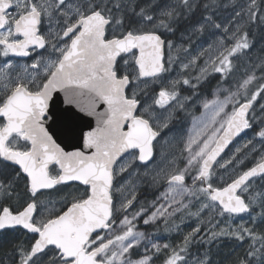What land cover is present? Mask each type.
Instances as JSON below:
<instances>
[{
	"label": "snow or ice",
	"instance_id": "6c2138e0",
	"mask_svg": "<svg viewBox=\"0 0 264 264\" xmlns=\"http://www.w3.org/2000/svg\"><path fill=\"white\" fill-rule=\"evenodd\" d=\"M230 3L235 7L236 0ZM153 4L140 6L137 0H0V173L10 171L14 179H24L33 198L22 209L0 203V230L20 227L33 234L28 248L16 249L18 264H151L152 257L147 254L133 259L144 241L146 253L149 243L156 252L161 247L170 250L164 264H189L188 245L200 231L199 226L175 248L152 243L145 232L135 230L134 221L144 216L146 209L134 212L131 218L126 214L135 195L125 198L118 207L114 203V192L123 193L131 180L120 187L114 181L126 172L129 177L136 175L137 161L145 167L144 175H149L147 169L154 162L156 145L170 143L167 134L177 131L171 127L172 122L191 99L181 95V86L195 91L209 66L225 77L231 73L230 58L245 55L253 47L248 29L258 23L264 25V13L257 0L241 5L234 15L241 20L247 16V20L235 25L230 37L234 43L225 46L221 41L222 50L205 62L193 83L182 73L195 65L198 57L181 63V73L169 78L166 74L177 59L171 55L174 44L162 39L157 30L175 32V25L191 17L198 7L206 14L191 26L190 33L221 29L214 19L220 0L156 4L159 11L155 13L150 11ZM223 31L227 33L228 27ZM182 38L190 41L191 35L182 34ZM175 47L177 52L188 50L183 45ZM27 58H31L30 63L22 62ZM257 67L264 72V58ZM257 79L264 76L258 78L253 72L237 91L225 89L228 94L223 100L217 96L203 103L212 115L188 134L181 153H187L185 167L165 174L168 190L163 198L169 203L147 215L144 225L161 218L167 224L181 207L188 208L182 199H176L185 195H202L211 202L202 208L215 209L218 204L220 215L246 213L253 223L257 218L264 221V192L249 193L248 202L237 194L238 190L249 192L252 178L264 180V155L224 187H213L209 182L220 153L257 121L260 127L256 136L264 143V104L260 105L259 116L253 107L258 96L264 99V84L248 93L249 85ZM85 116L95 119V127ZM54 135L75 141L76 150L66 151ZM251 143L249 140L244 146ZM192 170L195 175L190 188L185 177ZM163 171L151 176L153 184ZM73 181L84 188L72 197L66 210L37 218V193ZM197 182L201 185L198 188ZM12 186L11 182H0V198H11ZM117 213H125L119 223ZM223 235L252 241L247 258L240 264H264V235L241 224L232 231L212 232L207 242ZM195 264H209L208 256Z\"/></svg>",
	"mask_w": 264,
	"mask_h": 264
},
{
	"label": "rangeland",
	"instance_id": "374dc122",
	"mask_svg": "<svg viewBox=\"0 0 264 264\" xmlns=\"http://www.w3.org/2000/svg\"><path fill=\"white\" fill-rule=\"evenodd\" d=\"M147 1H143L144 4H142L141 6H144L146 4H153V0H147ZM175 3H177V0H156V3L153 4V6H155L154 13L159 11V9L156 7V4L163 6L164 4H175ZM225 4H228L229 6L225 7L224 6ZM246 4H247V0H236V5L235 7H233L230 3V0H220V6L217 9H215L216 15L214 19L216 20L217 23H220L222 25L221 29L211 28V29H206L203 34H193L190 33L189 31L191 28L190 26L185 30H181V34L180 33L178 34V39H181L179 42L178 41L176 42L173 38H170L169 40H171L174 44L171 55L173 57H177V59L176 62L173 64L172 71L170 73H167L166 75L171 79L177 78L178 73H181L180 64L188 63L193 57H198V59H196L195 65H191L188 69L184 70L182 73L183 77L191 79L192 82L195 81L193 78L200 75V69L205 67V62L208 61L210 58L214 59L215 56L218 55V51L222 50V48L220 47L221 41H223V44L225 46H231L234 43V41L231 40L230 37L235 28V25L237 23H243L244 21L247 20V16H245L243 20H241L240 18L235 17L234 13L235 11L239 10V7L241 5H246ZM205 14L206 13H204V15ZM197 20L198 19L194 21L196 22ZM186 22L187 21L185 19H181L180 22L181 29L185 27ZM224 26L228 27L227 33L223 31ZM171 33L172 32H167V35L170 36ZM260 33H261L259 37L260 39L257 41H253V47L249 50H246L245 55H240L238 58L237 57L230 58L233 61V70L226 77L220 73L213 72L211 70V67L209 66L207 76L216 75L218 84L222 83V86L219 85L215 89V91L211 93L210 97H212V100L215 99L217 96L219 97V99L223 100L228 93L224 91L225 89L235 92L237 91L238 85L242 83V81L247 77V75H250L253 72H255V75H257L256 70L259 68L257 67V65L260 63V59L264 58V29ZM182 34L185 37L191 35V40L189 41L188 39L182 38ZM250 40L252 39L250 38ZM180 45H183L188 50L186 52L185 51L177 52L175 46H180ZM200 53H203V55H201ZM255 81L248 87L249 95H251L252 92L256 91L254 88L252 89V86L255 83ZM151 87H155V86H150V88ZM158 90L159 89L157 88V91ZM242 95H243V90H241V96ZM262 95H264V93H262ZM261 104H264V99L261 98L258 99L257 97V101L254 102L253 105L257 116L261 114L260 112ZM211 115L212 112L210 109L205 111V113L203 112L201 116H199L193 121V125L191 128H193L194 126L195 127L201 126V123L209 120ZM259 127L260 125L259 122L257 121L256 123L253 124V128L249 129L247 135L233 147L232 153L228 158L229 160L227 159L228 161H232V167L225 169L227 161H224L223 163H221L225 165L224 167H221L220 164L216 168L215 174H217V179L215 181H218L217 183H222V182L226 183L228 182V180H230L231 177L233 178L237 177L236 174L241 173L242 171L244 172V169L247 168L248 166H250V168L255 166V164L260 160L261 156L264 155V143H262L260 138L256 136V132L259 131ZM177 138L178 137L176 136H171L168 138V140L170 141V143H172ZM181 138H183V133H181ZM249 140H251L252 143L248 144V146L245 147L244 145ZM164 145H168V144H164ZM253 148H255V150H253ZM237 149H239V151H237ZM246 165L247 167H245ZM250 185L251 187L249 188L248 193L241 192V196H243L244 194L243 198L247 202H248L249 193H252L254 190L255 192H264V180L258 178L253 182H251ZM188 187L192 188L193 185H190ZM195 187L198 188L197 186ZM81 193L82 192L75 190L74 193H72V196L80 195ZM71 199L72 197L66 198V196H61L58 198L56 205L51 207H46L43 201L41 208L42 218L46 217L50 213L54 214L58 212L63 206L67 205L71 201ZM181 199L183 201V204L188 205L187 209L181 207V217L186 216L194 223V226L192 227L191 230L185 231L186 234L184 235V237L187 236L189 233H191L193 229L196 228L197 226H199L200 228V231L196 233L194 237H192V242L188 245V249L193 244L204 245V247H206L207 245L215 244L214 245L215 247L216 246L222 247V244H225L224 240L228 238L232 237L233 239L237 240L234 236L223 235V236H218L215 239H212L211 242H207L212 232L219 233L221 229L232 231L241 224H243L245 227L251 228L257 235H264V233L259 231V228L255 227L256 223L260 220L259 218H257L255 223H253L249 215L248 217H242V218L233 217L234 219H232L231 217H226L225 214L220 215V210L218 206L215 209L202 208L203 204L211 203L210 201H207L202 195L200 196V198H197L195 196L185 195ZM258 211H259L258 208L255 209L253 215H255V213ZM184 237L181 238V245L184 242ZM238 242L240 243L243 242V244L247 247V250L249 248V245L252 243V241L247 237L242 241L238 240ZM258 246L259 245L257 244V247ZM210 247L213 248L212 246ZM246 254L247 252L245 253V256ZM10 255L13 257V255L16 254L11 253ZM182 255L184 254L182 253ZM186 259L188 260L189 264L193 261V258H190L188 254L186 256ZM9 262L10 260H7V262L2 261L3 264H9Z\"/></svg>",
	"mask_w": 264,
	"mask_h": 264
},
{
	"label": "flooded vegetation",
	"instance_id": "af4514ba",
	"mask_svg": "<svg viewBox=\"0 0 264 264\" xmlns=\"http://www.w3.org/2000/svg\"><path fill=\"white\" fill-rule=\"evenodd\" d=\"M180 40L181 39H177L175 41L179 42ZM168 56V49L166 48L165 60H167ZM22 62L30 63L31 58H27ZM215 77V75H208L206 78L201 79V82L195 89V91L189 89L188 86H181V95L191 97V99L186 102L185 109L179 111L176 114V118L172 122L171 127H173L177 131L167 134V139L171 136H176L178 138L172 143H169L168 145H164V143L156 145L155 155L153 158L154 162H150L147 169L149 175H144L146 169L137 161L134 165V167L137 169L136 175L129 177L128 173L126 172L120 176H117L114 181L115 186L120 187L121 185H125L126 181L131 180L130 184L125 185L123 193L114 192V203L118 207L120 203L125 202V198L130 199L133 194L135 195V200L133 201L132 206L128 209V212L126 214L131 218V215L134 212L139 211L141 208L146 209L145 215L134 221V223L136 224L135 230L145 232V234L151 239L152 243H156L161 246H163L164 244H168L172 248H175L177 245H181V238H183L186 234L185 229L183 228V226H181V209L180 211L176 212L172 217H169L167 224H165L164 220L161 218L151 225H144L143 219L146 218L147 215H150L152 212H154L156 208L159 207L161 204L167 206V204L169 203V201H166L163 198V193L168 190V183L165 178V174L172 172L174 168L182 169L185 167L186 160L184 159V156H186L187 153H183V155H181L183 143L187 139L188 134L194 129V127L191 128L193 125V121L199 116H201L203 112L205 113V111L208 110L203 107V103L205 101H211V93L214 92L219 85L222 86V83L218 84L217 77ZM193 83H195V81H193ZM230 109L231 106H229L227 110ZM181 133H183V138H181ZM247 133L248 132H246L240 139H238L235 145L240 140H242L247 135ZM162 135L164 134L162 133ZM235 145L233 144V146H231L213 166L212 177L209 182L213 185H217L214 187H224L235 178L231 177L230 180H228V182L226 183H217L218 181H215L217 179V174H215L216 168L224 161L229 160L228 158L230 157L233 147ZM170 161H174V164L170 163ZM229 167H232V161L231 163L226 164L225 169ZM245 167H247V165ZM249 168L250 166L245 168L244 171ZM161 169H163L164 171L161 172L158 182L153 184L151 176L155 175L157 172H160ZM129 171H132V169H129ZM241 173H243V171ZM241 173H238L236 175L238 176ZM194 175L195 170H192L191 174L185 177V184L187 186L192 185V176ZM0 182L4 184H8L11 182L13 185V194L11 198H0V203L10 205L14 209H22L23 206H26L27 202H30V199H33L31 197V194L27 191L25 187L26 181L24 179H14V174L10 171L0 173ZM195 186L200 187V182H197ZM83 188L84 186L78 183L67 182L65 184L57 185L52 189H42L39 193H37V196L34 198L36 199L38 205L37 218H42L41 208L43 201L46 207L55 206L59 197H73L72 193H74L75 190L82 192ZM176 199L181 200V197L177 196ZM67 205L63 206L59 211L66 210ZM178 206L179 205H173V207ZM169 211H171V209H169ZM124 215L125 213L116 214L117 223H119L120 219H123ZM225 215L226 217H229L228 214ZM231 218L234 219L233 216ZM12 234L17 235L15 241L18 244V247L23 246L24 248H28L33 242V234L28 233L27 230L17 227L16 229H7L0 231V237L4 240L5 247H8L9 239ZM144 243H147V241L142 242V244L135 250V252L133 253V259H138L141 256L147 254L152 257L151 264H164L167 256L170 254V250L163 249V247H161V251L156 252L155 249L151 248V244L149 243V250L146 253L145 248L143 246ZM137 252L139 253V255H136ZM15 254L16 255H13V257L8 254L3 259L0 258V264H3L2 261L7 262V260H10L9 264H14V262L15 264H17L19 259L17 251ZM44 259L45 261H47L48 257L45 256Z\"/></svg>",
	"mask_w": 264,
	"mask_h": 264
},
{
	"label": "trees",
	"instance_id": "16d2710c",
	"mask_svg": "<svg viewBox=\"0 0 264 264\" xmlns=\"http://www.w3.org/2000/svg\"><path fill=\"white\" fill-rule=\"evenodd\" d=\"M143 1L147 0H138L137 3L141 6L144 4ZM148 2V1H147ZM203 0H197L198 4H201ZM258 5L260 6V12L264 13V0H257ZM155 6H152L150 11L154 12ZM137 11H139V7H137ZM204 10L202 7H198L194 14L189 17L188 19H185L187 22L185 23V27L181 29L180 22L181 20L175 25L176 31L172 32L171 35H167V32L164 30H157V33H159L163 39L168 41L170 38H173L174 40L178 39V34H181V30H185L192 26L194 24V20L200 19L201 16L204 15ZM184 19V18H182ZM135 22V21H134ZM187 26V27H186ZM264 29V25H260L259 23L255 26H252L250 29H248L249 32V39L251 38L252 41H257L260 38V32ZM176 33V34H175ZM256 76L259 78L261 76H264V72L261 71L260 68L256 70ZM216 76V75H215ZM261 84H264V79H257L255 83L252 86V89L254 88L257 90ZM261 98L258 96V99ZM181 217V226L185 229V231H189L194 226V223L192 220H190L188 217ZM245 217H248V214L245 215ZM255 227L259 228V231L264 233V221L259 220ZM16 234H12L9 239V245L8 247H5L4 240L0 237V258L6 257L8 254L16 253V249L18 248V244L16 243ZM225 244H222V247L214 246L215 244L207 245L204 247V245L200 244H193L188 249V256L190 258H193V261L190 264H195L196 261L202 260L205 257V254L209 258V264H239L241 260H245L246 256L245 253L248 251L247 247L243 244V242H238V240L231 238H228L224 240ZM4 246V247H3ZM212 246L213 248H211Z\"/></svg>",
	"mask_w": 264,
	"mask_h": 264
},
{
	"label": "water",
	"instance_id": "95a60500",
	"mask_svg": "<svg viewBox=\"0 0 264 264\" xmlns=\"http://www.w3.org/2000/svg\"><path fill=\"white\" fill-rule=\"evenodd\" d=\"M158 34V33H157ZM163 39V38H162ZM63 100V94H60V101H62ZM59 107L60 108H63L64 107V105L62 104V103H59ZM100 110H102V108L100 109ZM80 115H84L83 113L81 114L80 113ZM85 120L86 121H88V122H90L91 123V125H92V127H95V123H96V121H95V119L93 118V117H87V116H85ZM85 130H87V129H85ZM247 130H245V132H246ZM244 132V133H245ZM244 133H242V134H240L239 136H237V137H235V138H233L232 139V141L224 148V150L220 153V155L217 157V160H216V162H214L213 163V165H212V168H213V166L217 163V161L221 158V156L227 151V149L239 138V137H241ZM54 138L55 139H57V142L58 143H60L61 144V147H64L65 148V150L66 151H73V150H76V148L74 147V144H75V141H72V140H69L66 136H59V137H57L56 135H54ZM259 177V176H258ZM255 178H257V177H255ZM255 178H252L249 182H251L253 179H255ZM73 182H75V181H73ZM248 182V183H249ZM75 183H78L79 184V182H75ZM206 186V185H205ZM239 192H240V190H238V193L237 194H239ZM243 198V197H242ZM218 205V204H217ZM225 214H227V213H225ZM246 214V213H245ZM245 214H240L239 216H241V215H245ZM235 216V215H234ZM1 231V230H0Z\"/></svg>",
	"mask_w": 264,
	"mask_h": 264
},
{
	"label": "bare ground",
	"instance_id": "6f19581e",
	"mask_svg": "<svg viewBox=\"0 0 264 264\" xmlns=\"http://www.w3.org/2000/svg\"><path fill=\"white\" fill-rule=\"evenodd\" d=\"M202 17V16H201ZM216 78V77H215ZM195 106H197V105H195ZM195 108V107H194ZM23 181V180H22ZM23 183V182H22ZM214 186H217V185H213V187ZM21 191V190H20ZM247 195V194H246ZM243 196H244V194H243ZM248 196V195H247ZM247 198V197H246ZM247 202V201H246ZM137 255V254H136ZM160 262V261H159ZM240 264V263H239Z\"/></svg>",
	"mask_w": 264,
	"mask_h": 264
}]
</instances>
